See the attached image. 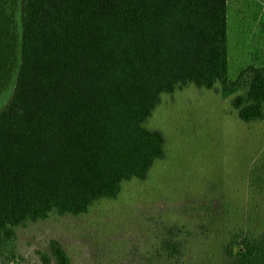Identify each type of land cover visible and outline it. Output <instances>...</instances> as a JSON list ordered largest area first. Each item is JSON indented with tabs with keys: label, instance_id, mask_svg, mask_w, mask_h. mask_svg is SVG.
<instances>
[{
	"label": "trees",
	"instance_id": "obj_1",
	"mask_svg": "<svg viewBox=\"0 0 264 264\" xmlns=\"http://www.w3.org/2000/svg\"><path fill=\"white\" fill-rule=\"evenodd\" d=\"M228 28V0H0V249L146 179L166 156L148 127L163 94L215 89L262 120L264 65L230 79ZM238 244L228 264H264V235ZM42 258L69 264L55 240Z\"/></svg>",
	"mask_w": 264,
	"mask_h": 264
},
{
	"label": "rangeland",
	"instance_id": "obj_2",
	"mask_svg": "<svg viewBox=\"0 0 264 264\" xmlns=\"http://www.w3.org/2000/svg\"><path fill=\"white\" fill-rule=\"evenodd\" d=\"M228 24L235 80L264 65V0H228ZM233 98L194 85L163 94L148 127L163 133L166 156L147 178L87 213L17 227L0 264H46L53 240L69 264H228L230 243L264 235V118L242 121Z\"/></svg>",
	"mask_w": 264,
	"mask_h": 264
}]
</instances>
